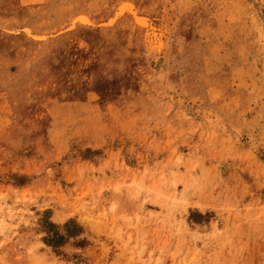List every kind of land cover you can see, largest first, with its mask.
Segmentation results:
<instances>
[{"label": "rangeland", "instance_id": "1", "mask_svg": "<svg viewBox=\"0 0 264 264\" xmlns=\"http://www.w3.org/2000/svg\"><path fill=\"white\" fill-rule=\"evenodd\" d=\"M0 264H264V0H0Z\"/></svg>", "mask_w": 264, "mask_h": 264}]
</instances>
